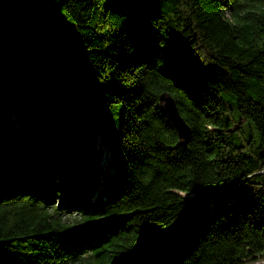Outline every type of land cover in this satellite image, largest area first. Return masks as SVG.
Returning a JSON list of instances; mask_svg holds the SVG:
<instances>
[{
  "label": "trees",
  "instance_id": "trees-1",
  "mask_svg": "<svg viewBox=\"0 0 264 264\" xmlns=\"http://www.w3.org/2000/svg\"><path fill=\"white\" fill-rule=\"evenodd\" d=\"M61 13L0 73V264L264 257V0H66ZM116 103L112 122L101 112Z\"/></svg>",
  "mask_w": 264,
  "mask_h": 264
},
{
  "label": "water",
  "instance_id": "water-1",
  "mask_svg": "<svg viewBox=\"0 0 264 264\" xmlns=\"http://www.w3.org/2000/svg\"><path fill=\"white\" fill-rule=\"evenodd\" d=\"M66 0H0V73L25 62L37 41L61 26V7ZM160 107L187 146L192 130L181 116L175 99L164 92Z\"/></svg>",
  "mask_w": 264,
  "mask_h": 264
},
{
  "label": "rangeland",
  "instance_id": "rangeland-1",
  "mask_svg": "<svg viewBox=\"0 0 264 264\" xmlns=\"http://www.w3.org/2000/svg\"><path fill=\"white\" fill-rule=\"evenodd\" d=\"M5 72L9 74V71H5ZM0 90H3L2 85L0 87ZM7 102L12 112L11 103L9 100ZM121 112H122L121 103H116L103 110L101 114L103 117H106L110 121L116 122L117 119L121 117ZM90 153H91L92 163L95 168V177L97 176L98 179L100 177L99 179L100 181H107L108 176L111 174V167H109L108 164H110V158L112 154L108 144L104 141L103 135L98 134L97 136H95L93 144L91 146ZM103 169H107V171H103ZM181 194L184 196L190 195L188 193H181ZM243 264H264V257H256V258L251 257Z\"/></svg>",
  "mask_w": 264,
  "mask_h": 264
}]
</instances>
